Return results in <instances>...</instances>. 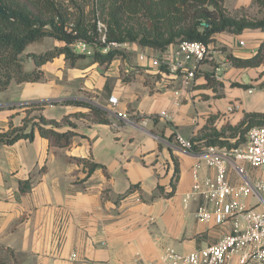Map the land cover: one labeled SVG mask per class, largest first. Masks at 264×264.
I'll return each instance as SVG.
<instances>
[{"label":"crops","instance_id":"crops-1","mask_svg":"<svg viewBox=\"0 0 264 264\" xmlns=\"http://www.w3.org/2000/svg\"><path fill=\"white\" fill-rule=\"evenodd\" d=\"M252 1L224 0V7L246 8ZM49 39L43 50L28 51L27 46L23 54L64 46ZM263 40L260 30L217 35L215 44L221 43L224 50L214 51V58L225 62L223 81L217 83L211 73L200 71L190 90L181 89L175 76L152 68L148 60H138L140 53L157 58L160 52L126 44L119 56L104 64L85 58L71 66L60 55L41 68V81L11 84L0 92V130L20 126L24 106L44 102L40 114L57 122L59 131L74 133L66 147L54 146L37 133L32 141L0 146V245L13 252L14 263L161 264L165 248L188 254L228 233V224L214 226L197 219L198 208L208 206L205 200L184 207L192 167L199 163V178L213 173L199 153L177 148L175 136L190 141L208 127L220 131L238 126L245 115H264V91L249 94L248 88L226 87L227 71L246 70L247 75L264 66L231 68L226 56L250 58ZM239 41L245 46L239 47ZM21 63L26 71L34 68L27 58ZM216 86H223L218 96ZM110 96L118 99L114 109L108 108ZM69 100L86 102L103 115L63 104ZM233 104L239 109L230 112ZM93 165L99 168L89 172ZM240 167L250 181L264 180L263 171ZM227 180L240 183L232 168ZM131 186L138 187L139 198L125 196ZM158 188L160 196L149 201ZM243 202L259 208L256 197Z\"/></svg>","mask_w":264,"mask_h":264},{"label":"trees","instance_id":"trees-1","mask_svg":"<svg viewBox=\"0 0 264 264\" xmlns=\"http://www.w3.org/2000/svg\"><path fill=\"white\" fill-rule=\"evenodd\" d=\"M251 5L263 10L261 19L249 20L228 14L224 0H0L3 10L0 13V92L11 84L41 81V68L60 55H64L71 66L76 60L85 58L91 64L111 62L121 53L111 50L102 55L98 52L97 20L106 26L107 43H130L161 53L183 41L211 45L220 34L240 35L244 30L264 32V0H253ZM45 38L62 42L64 46L39 54H27L26 58L32 61L34 68L26 71L19 56L27 46ZM76 42L91 45L95 48L94 53L91 56L73 53L69 45ZM226 59L231 68H259L264 64V40L252 57L240 59L227 55ZM234 86L249 88V85L239 83ZM63 104L85 107L92 113L103 115L102 110L86 102L69 100ZM45 105L44 102H35L24 106L22 124H9L7 130H0V146L13 145L21 139L32 141L36 133L54 146H68L74 133L71 130L59 131L57 122L45 119L40 114ZM262 125L264 115L252 114L245 115L236 127L227 126L220 131L208 127L190 140L191 151L200 153L210 146L236 148L244 143L251 127ZM96 168L99 166H90L89 172ZM176 172L175 169L174 176ZM171 187L173 189V184ZM137 191V186H131L125 196H138ZM159 191L160 188L149 201L159 197ZM0 264H15L13 252L2 245Z\"/></svg>","mask_w":264,"mask_h":264},{"label":"built area","instance_id":"built-area-1","mask_svg":"<svg viewBox=\"0 0 264 264\" xmlns=\"http://www.w3.org/2000/svg\"><path fill=\"white\" fill-rule=\"evenodd\" d=\"M99 38L97 41L98 52L102 55L111 50L121 51L126 49V43H107L105 39L106 26L100 20L96 21ZM239 47H244L243 41L238 42ZM75 54L91 56L95 48L85 42H76L69 45ZM138 60L143 63L149 61L152 68L175 76L179 80L181 89L190 90L195 84L199 68L204 62L215 60L214 51L210 45L201 42H179L170 51L161 52L157 58H150L145 53L138 55ZM225 69L224 61H217L211 72L213 81H223ZM249 94L254 91L250 87L246 90ZM108 108L114 109L118 99L110 96L107 100ZM239 109L238 104H233L229 111ZM166 119V114L159 115ZM127 122L135 124L134 120ZM175 146L182 151L191 152L188 140L175 136ZM204 165L212 170V176L199 178V163L191 169L192 185L190 190L182 197L184 207L189 203L203 199L208 206H201L196 212V217L202 223H213L214 226L228 224L230 230L217 240L216 243L203 249L195 250L188 254H179L171 248H165L160 255L161 264H264V180L250 181L240 164H245L252 169L264 172V125L251 127L243 144L236 148L210 146L198 154ZM233 169L238 180L237 185H231L227 180L229 169ZM258 198V206L248 207L244 204L247 197ZM137 201L139 199L137 198ZM211 205V207L209 206Z\"/></svg>","mask_w":264,"mask_h":264},{"label":"rangeland","instance_id":"rangeland-1","mask_svg":"<svg viewBox=\"0 0 264 264\" xmlns=\"http://www.w3.org/2000/svg\"><path fill=\"white\" fill-rule=\"evenodd\" d=\"M225 10L229 12L228 14L238 15L239 17H245L249 20H258V19H261L263 17V10L261 8H259L257 5H251V6L246 7V8H244V7L239 8V9L237 8V9L231 10V11H229V10H227V8H225ZM225 35L226 34H224V36ZM50 41H52V40H50L49 38H45V39L41 40L40 42H36V43L29 45L27 50L28 51H41L44 49V47H47V43H49ZM128 44H130V43H128ZM221 45H222L221 43L211 44L210 48L212 51H215V52H218V51L223 52L224 48ZM118 52L121 53V51H118ZM19 60L21 62H26V55L22 53L19 56ZM217 61H219V60L215 59L211 62H204L200 66L199 72L201 71V73L210 74L212 72L213 67L216 65ZM244 71H246V70H244ZM244 71H240V70H235V71H230V72L227 71L226 72L227 73L226 74V82H227L226 87L227 88H231V87L239 88V87L234 86V85H235V83L242 82L244 85L250 84L251 87L254 88L255 90L264 91V66L262 69L252 71V72H250V74H247V75L244 73ZM249 78H251L250 80L252 81V83H250ZM258 84H260V86H262L261 89H259L260 87L257 86ZM211 86L214 87V85H211ZM221 87H223V86H216L215 87V88H217V92H216L217 96L219 95V92H221V90H222ZM240 89L244 90V88H240ZM254 170L257 171L258 173L262 172L261 170H257V169H254Z\"/></svg>","mask_w":264,"mask_h":264},{"label":"water","instance_id":"water-1","mask_svg":"<svg viewBox=\"0 0 264 264\" xmlns=\"http://www.w3.org/2000/svg\"><path fill=\"white\" fill-rule=\"evenodd\" d=\"M0 13H3V10H2V8L0 7Z\"/></svg>","mask_w":264,"mask_h":264}]
</instances>
